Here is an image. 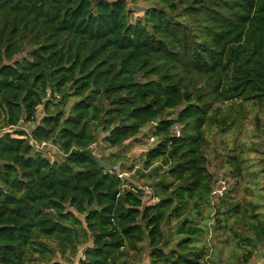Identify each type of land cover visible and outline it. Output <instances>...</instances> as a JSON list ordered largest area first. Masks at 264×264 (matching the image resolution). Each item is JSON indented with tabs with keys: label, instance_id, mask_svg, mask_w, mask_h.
I'll use <instances>...</instances> for the list:
<instances>
[{
	"label": "trees",
	"instance_id": "1",
	"mask_svg": "<svg viewBox=\"0 0 264 264\" xmlns=\"http://www.w3.org/2000/svg\"><path fill=\"white\" fill-rule=\"evenodd\" d=\"M146 1L0 0V264H264V139L228 154L222 196L207 155L264 107V0ZM147 128L152 191L94 149Z\"/></svg>",
	"mask_w": 264,
	"mask_h": 264
},
{
	"label": "rangeland",
	"instance_id": "2",
	"mask_svg": "<svg viewBox=\"0 0 264 264\" xmlns=\"http://www.w3.org/2000/svg\"><path fill=\"white\" fill-rule=\"evenodd\" d=\"M131 2L132 1L129 0V4L132 7ZM148 4L149 3L146 0H138L137 6L132 7V19H135L137 15L142 14L140 10L142 9V7L148 6ZM42 109L43 108L41 106L38 110V114L40 116L42 115ZM258 116L261 117L262 123L264 125V107L257 104L245 103V116L241 118V122L239 124H236L235 126H233V128L225 130L224 132L215 127L209 133L210 144L207 150L209 166L211 170L217 173L220 180L224 179L226 181L225 186L227 190L231 189V187L235 183L233 179L228 178L229 169L226 162L228 154H230L233 149L238 150L243 148L244 150H248L250 145L252 146L253 143H260V141L264 139V135L262 137H259L258 134H256L257 132L255 128V118H257ZM37 123L38 121H36L35 123L26 124V127L28 128V130H31V128L34 127ZM146 131H148V128L143 130L142 133L137 137V139L139 140L132 146L128 147V149L125 151L119 150L117 148L106 147L102 142H100L99 145H94V149L96 150V154L99 157L110 163H114V161L117 160V157L112 156L111 153L113 151H119L123 159L119 160L115 167L122 168L123 172H128V177L130 178L131 183L138 184L140 187L146 189V191H152V186L150 184L151 181L154 180H151L150 183H145V179L141 177V175L136 171L140 167L142 153L145 151L148 145H152L156 141H154L153 138L151 139V137H148L146 135ZM45 147L48 154L52 158H57L59 150L56 146H54L53 144H49L47 146L46 144L45 146L38 148ZM248 158L252 163V167H249L246 173H250L252 171L254 172L256 169H264V156L262 153H260V151H249ZM251 176V174L245 175V186L250 185L252 187H255V185H253L254 182L250 180ZM234 195L237 198H241L246 195V192L241 186L239 190L234 192ZM212 241L216 244L218 242V238L213 236ZM227 250L228 248L225 249V252ZM263 257L264 251H260L257 255V259H262ZM144 264H149V260L147 258ZM250 264L255 263L251 262Z\"/></svg>",
	"mask_w": 264,
	"mask_h": 264
},
{
	"label": "built area",
	"instance_id": "3",
	"mask_svg": "<svg viewBox=\"0 0 264 264\" xmlns=\"http://www.w3.org/2000/svg\"><path fill=\"white\" fill-rule=\"evenodd\" d=\"M173 131H174L177 135H180V134H181L180 126H179L178 124L175 125ZM45 145H46V142H43V143H41V144H37L38 147H42V146H45ZM118 175H119V177L122 178V179H125V178H127V177L129 176V175H128V172H123V171H119ZM225 190H226L225 182L222 181V185H221L218 189H216V190L214 191V193H217V194H219V195L222 196V195L224 194ZM263 248H264V244H263Z\"/></svg>",
	"mask_w": 264,
	"mask_h": 264
}]
</instances>
